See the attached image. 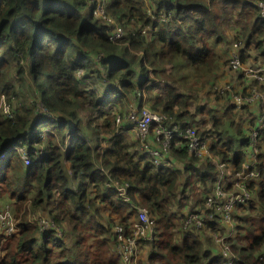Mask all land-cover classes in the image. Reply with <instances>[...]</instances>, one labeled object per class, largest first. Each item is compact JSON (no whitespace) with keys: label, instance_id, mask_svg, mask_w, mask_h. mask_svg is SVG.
Returning a JSON list of instances; mask_svg holds the SVG:
<instances>
[{"label":"trees","instance_id":"obj_1","mask_svg":"<svg viewBox=\"0 0 264 264\" xmlns=\"http://www.w3.org/2000/svg\"><path fill=\"white\" fill-rule=\"evenodd\" d=\"M103 7L123 29L118 41L109 39L112 26L93 15L91 1L0 0V97L26 101L0 115V154L6 150L0 159V207L9 204L15 217V204H41L60 230L24 220L15 236L1 231L0 243H11L1 248L0 264H126L116 250L113 226L117 220L126 227L135 211L107 180L127 184L131 203L145 207L154 220L153 240L139 243L141 251L146 244L154 252L141 254L135 264L216 263L221 254L212 234L222 212L205 203L217 181L226 178L222 162L190 153L176 137L167 153L173 166L158 168L132 133L119 132L115 120L125 114L129 95L143 89L151 109L180 125L193 124L195 115L204 113L203 104L193 102L203 83L197 76L221 67L217 46L226 42L228 26L234 23L242 31L236 40L242 61L253 43L260 54L250 64L262 63L264 17L246 0H105ZM161 14L169 19L161 20ZM190 73L195 78L188 81ZM26 84L34 90L30 98L21 89ZM240 90L243 97L248 94L246 87ZM208 92L214 94L213 82ZM214 99L224 101L207 110L214 129H197L212 152L238 168L248 125L260 139L259 176L250 184L253 204L235 209L236 234L226 238L234 254L228 264H264V105L238 104L227 93ZM92 138L94 145L88 143ZM14 146L26 149L28 165ZM203 206L212 213L207 220L212 234L183 228L188 211Z\"/></svg>","mask_w":264,"mask_h":264},{"label":"built area","instance_id":"obj_2","mask_svg":"<svg viewBox=\"0 0 264 264\" xmlns=\"http://www.w3.org/2000/svg\"><path fill=\"white\" fill-rule=\"evenodd\" d=\"M252 4L259 7V15L264 17V0L253 2ZM98 8H102V10L95 13ZM93 15L101 18L112 26V32L109 35L111 40L115 41V39H117L115 37L116 34H119V38L116 41L120 40L123 29L116 25L114 21H110V16L106 14L103 4L99 7H94ZM168 19V16H166L164 20ZM261 47L264 51V38ZM228 67L234 72L240 71L243 77L250 81V84L246 87L248 94L245 95L244 99L246 101L258 100L264 105V62L245 64L241 59L240 44L238 41H235L232 42L229 51ZM260 85L263 86V89H259ZM228 87L220 90L221 92L217 91V93H231V89ZM224 89L230 90L223 91ZM145 94L146 91L143 89L137 91L135 95L136 107L131 106V109L126 108V116H117L115 122L119 123V131L126 123L131 124V133L137 140L139 148L148 154L154 165L158 166V168H168L170 164L168 159L169 155L167 154L168 149L173 146L176 137L185 141L186 148L190 153L197 156L210 154L208 140L200 137L193 124L180 125L178 122L172 120V118L166 113L150 109L147 106V100H144ZM44 115L49 116V112L46 111ZM262 117L264 119V115ZM123 121L124 124L121 125L120 123ZM247 130L249 131V134L246 144L243 147L244 158L240 163V166L238 168L232 166L231 170L224 171L226 164L224 162L220 164V166L223 167L222 170L226 173V177L229 178V181H226V184H223V179L221 181L218 180L213 194L207 198L205 203V207L214 204L217 209L222 212V219L227 222L233 221L232 217L238 206H246L252 203V190L250 184L252 181L257 180L259 176L257 161L259 157L258 146L260 139L257 138L258 133L255 127L248 125ZM149 138L152 139L156 146H152L149 143ZM91 140L93 142L95 141L93 139L88 141V143L92 145ZM13 150L19 154L25 165L30 163L28 152L24 147L14 146ZM4 154L5 152L0 154V158H2ZM94 164L97 167H100L99 162L95 161ZM115 184V181L106 183L107 187L114 188L119 200L123 204L130 206L136 213L134 218H130L126 227L120 223H115L113 226L116 250L126 264H135L140 258L139 243L153 240L155 223L147 209L135 206L131 203L127 184H120L118 185V188ZM32 219L38 220L42 223V229L53 228L57 234H60L59 228L50 222L47 217L44 216L43 218H38L35 216V213H33ZM17 223L18 218L14 217L12 207L9 204H5L2 209H0V232L3 231L7 235L15 234L16 231H18ZM186 226H193L195 229H200L206 233L212 234L204 217L198 212H189L186 214V217L182 222V227L185 228ZM212 236L213 240L217 242H220L221 239L226 240L228 237L226 234L220 233L218 230L217 232H213ZM226 242L229 244L227 240ZM229 246H225L224 248L229 250ZM233 257V252L227 255L225 264H228V262L230 263L233 260Z\"/></svg>","mask_w":264,"mask_h":264},{"label":"rangeland","instance_id":"obj_3","mask_svg":"<svg viewBox=\"0 0 264 264\" xmlns=\"http://www.w3.org/2000/svg\"><path fill=\"white\" fill-rule=\"evenodd\" d=\"M87 1H91V6H94V7H96V6H100L101 4H104L105 3V0H87ZM104 8V7H103ZM145 8H146V10H147V13L152 17V18H156V16L152 13V11H151V9H150V7H149V4L148 3H146V6H145ZM102 10V8H98V10H96L95 11V13H98V11H101ZM95 15V14H94ZM165 15H163V14H161V15H159L158 16V18H160L161 20H164L165 19ZM109 19H110V21H114V19L110 16L109 17ZM232 22V21H231ZM238 28V27H237ZM241 30H240V28H238L237 30L236 29H233L232 28V26H230V28H229V30H228V33H226V37H228V36H230L229 38H227L226 39V42L228 41V40H230V43L229 44H231L232 42H235L236 40H238V39H242V35H241ZM124 33V32H123ZM123 33H122V35H121V37H120V39L122 38V36H123ZM115 37L118 39L119 38V34H116L115 35ZM110 39V38H109ZM117 39H115V41L117 40ZM222 44V43H221ZM226 45V44H225ZM225 45H218L217 46V48H219L220 50H221V53H222V57H221V61H223L224 60V56H225ZM219 69V67L218 68H216V69H214V71H213V73H212V75H211V72L212 71H207V73L206 74H204V73H199V75L197 76V78H202L203 79V83H200V88L198 89V91H196L195 93H196V100H194L193 102H194V104H198V103H202L203 104V106H204V115H201L200 117L201 118H204V123H201V125L200 126H198V128H199V131L200 132H203V131H206L207 129H209V128H213V126L210 124V121H211V117H212V114H210V113H208L207 112V110L211 107V106H214L215 105V103L216 102H218V101H220V100H215L214 99V97H212L210 94H209V92L207 93V90L209 89V87H210V85H211V83L213 82L214 83V81H216L217 80V77H218V70ZM101 72H103V70H101ZM187 79H188V81H191L192 79H194L195 78V75H193L192 73H190V75L188 74L187 75V77H186ZM107 81H109L110 83H112V81L111 80H109V79H106ZM223 80H228V79H223ZM9 81H12L11 80V78H9ZM194 82H196V80H193ZM16 82V81H15ZM17 82L19 83L20 81L19 80H17ZM196 84V83H195ZM227 88L228 87V84L227 83H225V82H223V83H221V84H215L214 85V87H213V90H216L215 92H214V94H217V91L218 92H221L220 90H222L223 88ZM229 88V87H228ZM22 92L24 93V95L25 96H27V97H31L32 95H34V90L32 89V87L29 85V84H26L25 86H23L22 88ZM182 89H185V87L182 85ZM226 90H230V89H224L223 91H226ZM165 90H163L162 92H164ZM227 94H230V100L232 101V102H235V103H242L245 99H244V97L242 96V91L241 90H239V91H232L231 90V93H229V92H226ZM128 96V94L126 95V97ZM146 97V98H145ZM206 98H207V100H206ZM149 99V95H148V93L146 92V94L144 95V100L146 101V100H148ZM203 99V101H200V100H202ZM122 99H119V101H121ZM128 100L129 101H131V103H129V102H127L126 104V107L125 108H130L131 106H134V107H136V96L134 95V94H132V95H129V97H128ZM17 101H19L20 102V108H21V106H24L25 107V103H26V101H25V99L23 98V97H20V96H18V97H16V98H13V97H10L9 98V100L8 99H6V97L4 96V95H2L1 97H0V115H3L4 113H5V110H7L8 111V107H9V109H11L10 107L12 106V107H14V102H17ZM10 104V105H9ZM146 106V105H145ZM147 107V106H146ZM39 108L40 109H42V106L41 105H39ZM116 108V107H115ZM131 109V108H130ZM130 111V110H129ZM217 112V111H216ZM111 114H109V116H110ZM124 116H126V114H124L122 117H124ZM194 119H196V120H200V119H198L197 117H196V115H195V117H194ZM124 122V121H123ZM209 125H210V127H209ZM43 130H44V128H42ZM214 129V128H213ZM45 136V135H44ZM44 136H42L41 137V139H44L45 137ZM94 141H96V139L95 138H92ZM92 141V140H91ZM92 145H94V142L92 141ZM38 147H39V145H37ZM139 146V145H138ZM21 158V157H20ZM168 159H169V157H168ZM21 161H22V164H23V166H25V163L23 162V160H22V158H21ZM169 161H170V159H169ZM169 166H170V164H169ZM168 166V167H169ZM195 178V176L194 175H192V174H190L189 175V180L190 181H192L193 179ZM110 181L109 180H107L106 181V183H109ZM116 182V186H117V188H118V185H120V182L118 181V180H116L115 181ZM116 196H117V194H116ZM182 196V195H181ZM180 197V196H179ZM118 198V197H117ZM119 199V198H118ZM178 199V198H177ZM176 200V199H175ZM26 203H28V205H21V206H18V204H15V206H16V209H15V214H17V216H15L16 218H18V223H17V225H18V230H19V221L20 222H23L24 220H26L27 222H31V223H33L34 225L36 224V220L35 219H32V217H33V213H35V216L36 217H38V218H43L44 216H46L44 213V211L42 210V207H41V204H36V206H33L32 204H31V202H30V200H26ZM254 203H256V202H254ZM31 208V209H30ZM36 210V211H34V209ZM142 208H145V207H142ZM130 209H131V207H130ZM146 209V208H145ZM148 211V210H147ZM177 211H178V213H180L179 212V208H177ZM26 212V213H25ZM44 212V213H43ZM104 214H107V209H105L104 211ZM149 212V211H148ZM240 212H241V216H243V212L240 210ZM31 214H32V216H31ZM134 214L136 215V213L134 212ZM150 214V213H149ZM176 230H177V236H179L180 237V232L178 231V229L176 228ZM19 232V231H18ZM17 231H16V234H14V235H11V236H15V235H17V233H18ZM11 243V240H3L1 243H0V257H2L3 255H4V252L5 251H2L1 250V248L2 247H4L5 245H8V244H10ZM144 250H146V251H148V253L151 255L154 251L152 250V247L151 246H148V245H146V244H144V249H143V251H141L140 250V254H142V255H144Z\"/></svg>","mask_w":264,"mask_h":264},{"label":"crops","instance_id":"obj_4","mask_svg":"<svg viewBox=\"0 0 264 264\" xmlns=\"http://www.w3.org/2000/svg\"><path fill=\"white\" fill-rule=\"evenodd\" d=\"M257 1H260V0H246V2L247 3H250V4H252L253 2H257ZM230 26H232L233 29H236V30L238 29L235 26L234 23H231L228 26V28H227V33H228V30H229ZM229 37L230 36H228L227 38H229ZM229 43H230V40H228L227 43L224 42V43L220 44V45H225L226 44L224 46L225 47V53L226 54L224 56V60L221 61V59H220L221 63L218 62V64H220L221 67L219 68L218 77H217V80L214 81L213 87H214L215 84H221V83L225 82V83L228 84V86H229V88L231 90H233V91H239L240 88L247 87L250 84V81L247 80L246 78H244L243 75L240 76V71L239 72H234V71L230 70V68L228 67L229 51H230L231 46H232V43L231 44H229ZM238 43L240 44V47H241V42L238 41ZM217 50H218V52L220 53V55L222 57L221 50L219 48H217ZM244 53L245 54H244V59H243L244 61L243 62L245 64L252 63V59L254 58V56H257V55L260 54L259 51H258V49L255 47V45L253 43H250L248 45V47H245V52ZM225 78L228 79V80H223ZM209 94L212 97H214L213 92H209ZM127 102L131 103V101H127ZM223 104H224V101L223 100H220V101L216 102L214 106L218 107V106L223 105ZM126 105H125V107H126ZM147 106L149 108L151 107V96L150 95H149V99L147 100ZM256 109H257V107H255L253 109V111L256 110ZM258 110H259V108H258ZM216 111L214 112V114L220 115V113H219L220 111L219 110H216ZM201 115H204V114H201ZM201 115H197L196 116L200 120H196V119L194 120L193 125L195 126L196 129H199L198 126H200L201 123H204V118H201L200 117ZM117 116H121V115H117ZM210 124L212 125V120L210 121ZM243 126H244V124H243ZM209 127H210V125H209ZM131 128H132L131 124L130 123H126L125 126L119 132H124L125 131V132L131 133ZM198 133H199V131H198ZM208 142H209V153L211 155L212 161L219 162V163L220 162H224L226 164V168H228V169L224 168V171L231 170L232 166L235 167V164H236L235 162L228 163V162H226L225 159L222 160L221 158H219L220 155H221L220 153H219V155H216L214 152H212L211 151V148H210V141L208 140ZM149 143L152 146H156L153 143V141H152L151 138H149ZM175 144L178 145V144H180V142H176ZM232 158H233V155L231 154L230 155V159H232ZM173 163L174 162L170 159V167L173 166ZM223 181L224 182L225 181L228 182L229 181V178L226 177L225 179H223ZM179 211H180V209H179ZM191 211H195V212L200 213L204 217V219H205L206 222H207V220H210L212 218V216H211L212 213L209 212L207 214V211L208 210L204 206L202 208H199V209H196V210H190L188 212H191ZM134 217H135V214H132V216H130V218H134ZM116 222H118V221L115 220V223ZM236 225H237V222L236 221L235 222H233V221L227 222V221L222 220V219L217 220V223H216V226H217L218 230L220 231V233L226 234L228 237H231V238L234 237L235 234H236V230H237V226ZM216 245H218V244H216ZM218 247H219V251H220V254H221L220 246L218 245ZM144 255H149L148 251L144 250ZM140 256H141V254H140Z\"/></svg>","mask_w":264,"mask_h":264},{"label":"bare ground","instance_id":"obj_5","mask_svg":"<svg viewBox=\"0 0 264 264\" xmlns=\"http://www.w3.org/2000/svg\"><path fill=\"white\" fill-rule=\"evenodd\" d=\"M219 94H223V93H219ZM3 207V206H2ZM2 207H0V209H2ZM41 224L38 220H36V226L37 227H40L41 228ZM45 229H48V228H44ZM214 242L216 244H218L220 246V250H221V259L216 262V263H213V264H225L226 262V258H227V255L231 254L232 253V250H231V247L229 246V244L226 242V240L224 239H221L220 242H217L214 240ZM225 246H229V250H226L224 247Z\"/></svg>","mask_w":264,"mask_h":264},{"label":"clouds","instance_id":"obj_6","mask_svg":"<svg viewBox=\"0 0 264 264\" xmlns=\"http://www.w3.org/2000/svg\"><path fill=\"white\" fill-rule=\"evenodd\" d=\"M5 153H6V150L4 151ZM1 159V158H0ZM253 203H251L250 205H252ZM247 206H249V205H246V206H243V205H241L240 207H247Z\"/></svg>","mask_w":264,"mask_h":264}]
</instances>
